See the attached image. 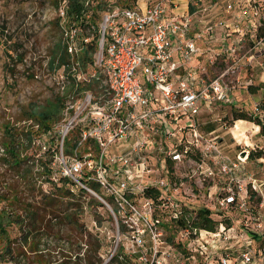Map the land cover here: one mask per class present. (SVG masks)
Instances as JSON below:
<instances>
[{
	"label": "built area",
	"instance_id": "2783aa9c",
	"mask_svg": "<svg viewBox=\"0 0 264 264\" xmlns=\"http://www.w3.org/2000/svg\"><path fill=\"white\" fill-rule=\"evenodd\" d=\"M194 1L198 6L201 0ZM109 2L95 59L100 72L91 76L99 90L83 91L64 107L58 135L60 172L98 196L114 214L117 209L126 235L139 248L135 256L144 264L181 260L182 254L170 243V250H161V246L166 233L164 221L183 217L189 226L179 228L180 235L194 251L209 258L204 242L229 240L230 228L222 223L216 231L192 227L191 214L176 197L181 186L193 179L204 186L216 175L226 176V184L217 195L221 209L236 204L247 210L248 191L263 194L257 179L251 176L246 181L244 175H237L249 151L245 159L240 152L237 160H230L220 152L217 138L208 137L201 129L205 107L230 102L236 86L228 79L238 78L242 59L231 58L224 70L209 74L206 65L198 61L205 53L200 43L225 36L226 53L235 55L247 33L238 22L245 21L248 31H255L256 47L264 42V35H259L264 33V12L261 6H253L231 19H211L208 12H168V3L172 5L175 0H147L145 8L139 7V1L131 8L116 4V0ZM234 5V1L229 2L228 11ZM60 11L64 16V6ZM64 35L73 52L77 28L65 29ZM208 59L215 63V56ZM77 77L80 80V75ZM72 131L76 132L72 147L65 152ZM150 191L156 195H149ZM262 225L258 223L260 228ZM146 238L153 244L152 259L144 252ZM239 255L236 264L256 263L251 247ZM219 259L221 264H230L233 257L226 252Z\"/></svg>",
	"mask_w": 264,
	"mask_h": 264
},
{
	"label": "rangeland",
	"instance_id": "374dc122",
	"mask_svg": "<svg viewBox=\"0 0 264 264\" xmlns=\"http://www.w3.org/2000/svg\"><path fill=\"white\" fill-rule=\"evenodd\" d=\"M233 1L235 5L231 11H228V3ZM233 1L218 0L213 3L211 0H201L197 3L198 6H196L194 12H208L211 19L220 16L231 19L236 13L252 10L253 6H261L262 12H264V0ZM190 2L195 5L194 0H175L172 5L168 3V12L179 11L181 14L190 12ZM147 4V0H139V7L145 8ZM63 5L62 3L60 7H57L55 0H0V128L7 121L16 122L20 119L23 120V123L27 121L30 126H33L34 136L30 154H36L35 150H40V146H42V150H44V146H46V149L60 147L58 135L62 123V119L52 122V129L48 132H44L42 129L36 131V120H27L30 110L34 105L46 104L58 96L64 97L65 105L71 98L68 93L71 82L70 73L68 75V71L63 67L59 68L56 65H51V54L54 46L62 38V34L65 33V30L60 26L64 25L66 20L64 18L59 20L62 16L60 9ZM104 12H99L101 16L100 25ZM226 12L234 13L231 15ZM236 18L238 19L237 16ZM238 23L239 27L245 29L247 33L245 32L242 42L243 47L237 54L231 55L230 53L228 55L226 53L227 37L220 36L219 40L210 39L200 43L201 51H205V53L201 54L198 59L200 64L204 63L206 65L209 74H216L224 70L232 61L231 58L240 57L242 59L238 78L234 81L228 79L230 85L236 86L232 89L234 92L233 101L211 103L205 107L207 110L202 119L208 124L201 129L208 134V137L217 138L220 152L230 160H237V155L242 151L247 152L245 156L247 157L248 151L250 154L251 151L264 148V134H259L261 128L256 122L246 119H232L234 110H244L252 114L258 111L257 107L263 91L260 90L258 93L253 94L249 92L248 87L250 84L258 85L264 82V42L254 47V41H257L255 31H248L249 26L245 21H239ZM75 45L80 46L79 39L75 41ZM217 52H221L223 55L218 57L216 56ZM98 54L99 50L95 55V59H97ZM210 55L215 56L214 64L208 61ZM99 72V68L94 63L88 65L85 72H82L81 69V71H77V74L80 75L81 81H90V77ZM210 128L213 129L210 130ZM74 134L76 132L72 131L67 137L66 149L69 148V143ZM2 135L3 131L0 129V141ZM2 155L3 149L0 144V157ZM245 157L243 158L245 159ZM214 167L217 166L214 165ZM5 168L6 165L3 159L0 158V179L2 178L1 174L5 172ZM56 168L60 173L59 164L56 165ZM178 174L181 175V173ZM237 175L240 177L244 175L243 178H246V181L251 176L257 179L263 194V196L260 195L262 197L260 205L258 206L259 202L255 200L254 207L246 215L233 209L217 208V195L227 181V177L223 175H216L214 180L210 179L204 186L193 179L182 185L176 195L192 218L196 216L200 209L210 208L213 218L219 223L223 222L227 228H230L227 232L230 235L229 240L217 239L204 242L211 257L206 258L205 256L196 255V260L198 259V262L201 261L202 264H221L219 259L221 255L230 252L231 257L236 258L237 253L247 247L252 248L255 264H264V156L258 159L248 157L247 161L241 164ZM76 193L79 194V190H76ZM99 193L103 195L100 191ZM81 200L84 203V213L81 221L85 226L84 228L92 234L91 242L94 243L93 246H100L98 256L102 258V264L107 263L120 247L124 248L123 252L132 256L139 253L136 242L131 240L132 238L129 235H126L124 229L121 230L120 217L114 214L98 196L87 191ZM136 201L140 204L139 198ZM101 202L103 205H100ZM109 202L114 209L115 204L113 201L110 199ZM2 206L3 203H0V208ZM260 222L263 223L261 228L258 226ZM71 227L68 219L62 220L60 234L65 235L66 239L61 241V244L65 248L69 246L68 239L79 237L77 236L78 230L70 231ZM173 232H175L174 240L176 243L179 241L181 243L185 242V238L180 235L179 229L177 230L173 226L172 229L166 230L165 236L162 238L164 243L161 250H170V245L167 243L170 242L169 237ZM11 234L15 237L17 230H12ZM56 237H59V235L56 234L48 238L43 236L40 248H45L44 251L47 253L50 252L51 250L47 247H54L58 243ZM87 239L85 235L82 244L83 249L81 250L82 254L90 246V244H86ZM150 241L149 238H146L144 252L148 253L149 259H152L153 250L151 247L153 244ZM57 250L53 251L52 254L55 255ZM181 254L180 252V256ZM52 259L55 258L52 257ZM18 260L17 264H38L34 262L33 257L22 254ZM190 260L182 257L177 262L176 258H173L171 264H194L195 258ZM0 264L16 263L0 261ZM133 264L144 263L139 258H135Z\"/></svg>",
	"mask_w": 264,
	"mask_h": 264
},
{
	"label": "trees",
	"instance_id": "16d2710c",
	"mask_svg": "<svg viewBox=\"0 0 264 264\" xmlns=\"http://www.w3.org/2000/svg\"><path fill=\"white\" fill-rule=\"evenodd\" d=\"M138 1L116 0V4L131 8L136 6ZM211 1L215 3L218 0ZM55 3L57 7L63 3L65 8V14L59 20L64 18L66 23L60 27L63 30L77 28L74 42L79 39L80 46L76 45L74 51L70 52L67 38L62 34V38L55 44L51 54V65L63 67L68 71V75L70 73L71 82L68 93L71 98L76 99L83 91L99 90L97 80L94 77H91L90 81L78 80L77 71L82 69V72H85L88 65L95 63V55L99 50L100 41L99 21L101 16L99 12L106 11L111 3L109 0H55ZM189 8L190 12L196 10V6L191 2ZM259 35H264V33ZM72 69H75L76 72L71 71ZM248 89L253 94L260 90L263 91L257 107L258 111L252 114L244 110H234L232 119L254 121L261 128L259 134H264V82L258 85L250 84ZM64 106L63 96H58L46 104L34 105L27 120H36V131L42 129L44 132H48L52 129V122L62 119ZM22 121V119L16 122L7 121L0 128L3 131V137L0 141L3 155L0 158L6 165L5 172L1 174L2 178L0 179V203H3L2 208H0V261H10L17 264L18 258L22 254L33 257L34 262L38 264H102L103 260L98 256L100 246H93L92 234L84 228L85 226L81 221L84 213V203L81 199L87 191L78 187L71 178L62 175L57 170L56 165L59 164L58 146L44 150L40 146V150H35L36 154H30L34 136L33 126H30L27 121L25 123ZM71 147L72 141L69 143L68 149H66L65 142V152H69ZM37 153L41 154L38 155ZM263 156L264 148L251 151L249 154L252 159ZM76 190H79L80 195L76 193ZM148 194L156 195L153 191L148 192ZM261 199L262 197L257 191L250 189L246 196L247 210L240 209L236 204L230 206L229 209L237 210L246 215L254 207V201L259 202V206ZM100 205L103 203L101 202ZM115 212L118 214L117 209ZM65 218L69 220L72 226L70 231L77 229V236H79L76 239L74 237V239H68V248L61 244V241L66 239L65 235L60 234V225ZM185 220L184 217L177 221L165 220L163 225L167 231L173 226L178 230L189 226ZM221 223L224 224L213 218L210 208H202L191 221V226L216 231ZM120 227L122 231L123 229L125 231V225L121 220ZM14 229L17 230L15 237L11 234ZM175 232L169 237V243L182 253V257H186L188 260L195 258L194 264H202L195 257L201 254L194 251L187 240L182 243L181 241L175 242ZM56 234L59 235L56 237L58 243L54 247H47L51 250L50 252L47 253L44 251L45 248H40L43 236L48 238ZM85 235L88 238L86 244H90V246L82 254ZM57 248L60 249L57 250ZM123 249L120 247L118 252L105 264H133V260L138 257L126 254ZM56 250L57 253L52 254ZM209 257L211 256L209 255ZM171 262L172 259H168L164 264H171Z\"/></svg>",
	"mask_w": 264,
	"mask_h": 264
},
{
	"label": "crops",
	"instance_id": "0c3cea01",
	"mask_svg": "<svg viewBox=\"0 0 264 264\" xmlns=\"http://www.w3.org/2000/svg\"><path fill=\"white\" fill-rule=\"evenodd\" d=\"M177 12H179V11H177ZM233 13H234V12H233ZM233 13H232V14H233ZM249 14H250V12H249ZM244 16H246V15H244ZM232 18H233V17H232ZM233 94H234V92L231 91V94H230V95H231V100H230V102L233 101V98H234V97H233ZM220 103H221V102H220ZM206 110H207V109L204 108V110H203V112L201 113V116H200V122H201V128H202V129H203L204 127H206L207 124H208V123H206V122H204V121L202 120V119H203V115H204V113H206ZM219 226H220V225H219ZM218 228H219V227H218ZM233 228H234V227H233ZM234 229H235V228H234ZM226 248H227V249H231V248H229V247H226ZM239 253H240V252L237 253V255H236V259L240 256ZM236 259L233 258V260L231 261L230 264H236V263H235ZM241 264H242V263H241Z\"/></svg>",
	"mask_w": 264,
	"mask_h": 264
},
{
	"label": "water",
	"instance_id": "95a60500",
	"mask_svg": "<svg viewBox=\"0 0 264 264\" xmlns=\"http://www.w3.org/2000/svg\"><path fill=\"white\" fill-rule=\"evenodd\" d=\"M246 153H247L246 151H242L241 154H240L241 157H245L246 156Z\"/></svg>",
	"mask_w": 264,
	"mask_h": 264
}]
</instances>
